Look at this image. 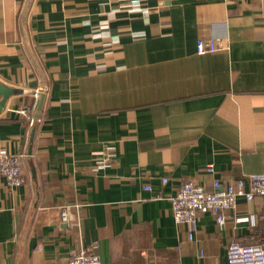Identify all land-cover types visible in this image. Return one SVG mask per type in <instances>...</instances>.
Wrapping results in <instances>:
<instances>
[{"label":"crops","instance_id":"obj_1","mask_svg":"<svg viewBox=\"0 0 264 264\" xmlns=\"http://www.w3.org/2000/svg\"><path fill=\"white\" fill-rule=\"evenodd\" d=\"M200 38L222 49L198 55ZM0 82L16 92L0 154H28L24 185L0 177V264L81 249L228 264L232 242L264 238L260 197L223 228L209 213L178 225L171 202L184 181L211 188L207 164L224 181L264 174V0H0Z\"/></svg>","mask_w":264,"mask_h":264},{"label":"built area","instance_id":"obj_2","mask_svg":"<svg viewBox=\"0 0 264 264\" xmlns=\"http://www.w3.org/2000/svg\"><path fill=\"white\" fill-rule=\"evenodd\" d=\"M221 49L218 40L213 38H200L197 41L198 55L213 54ZM39 94L40 91L37 90L35 97L38 98ZM17 113L28 118L30 127L34 125L31 108L20 109ZM27 157L25 151L17 155L5 152L0 154V177H4L10 187L16 188L26 183L24 164ZM114 157L111 148L98 153L97 169L108 166ZM202 171L211 178V188L195 180H188L181 183L176 195L171 198L174 219L178 225H192L200 214L206 213L215 218L220 228L225 227L231 220L239 224L241 221L235 215L238 201L240 199L253 201L257 197L264 199V174L224 181L215 177L217 172L213 164H207ZM162 182L168 183V178H163ZM146 189L151 190V186ZM261 218L264 222V212ZM62 220L68 222L73 220L69 207L64 208ZM190 239H192L191 234ZM67 264H102V261L93 251L81 249L72 255ZM228 264H264V238H254L250 243L232 242L228 248Z\"/></svg>","mask_w":264,"mask_h":264},{"label":"water","instance_id":"obj_3","mask_svg":"<svg viewBox=\"0 0 264 264\" xmlns=\"http://www.w3.org/2000/svg\"><path fill=\"white\" fill-rule=\"evenodd\" d=\"M15 90L0 82V114L3 112L8 100L15 94Z\"/></svg>","mask_w":264,"mask_h":264}]
</instances>
